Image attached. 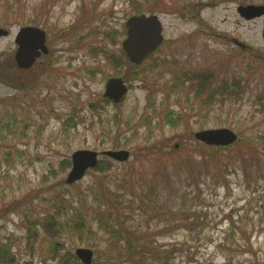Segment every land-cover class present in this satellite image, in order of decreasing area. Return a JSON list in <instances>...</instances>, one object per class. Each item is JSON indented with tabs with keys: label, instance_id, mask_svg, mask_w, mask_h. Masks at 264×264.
<instances>
[{
	"label": "rangeland",
	"instance_id": "obj_1",
	"mask_svg": "<svg viewBox=\"0 0 264 264\" xmlns=\"http://www.w3.org/2000/svg\"><path fill=\"white\" fill-rule=\"evenodd\" d=\"M248 5L264 0H0V244L16 264H84L78 248L131 264L115 257L125 233L143 250L174 249L149 264L264 262V16L242 18ZM141 14L159 17L164 41L134 64L122 44ZM27 26L47 32L50 50L29 70L15 68ZM205 73L210 91L198 95ZM113 77L129 88L117 104L104 96ZM234 79L237 98L218 88ZM222 128L248 144L208 159L214 145L195 134ZM79 150L100 153L103 169L70 185Z\"/></svg>",
	"mask_w": 264,
	"mask_h": 264
},
{
	"label": "water",
	"instance_id": "obj_2",
	"mask_svg": "<svg viewBox=\"0 0 264 264\" xmlns=\"http://www.w3.org/2000/svg\"><path fill=\"white\" fill-rule=\"evenodd\" d=\"M239 14L246 20H252L264 16V5H248L238 8ZM127 37L123 41V50L130 62L143 63L149 55L158 50L164 41L163 25L157 15H134L126 22ZM9 34V31L0 27V40ZM47 33L35 26L23 27L18 32L15 42L18 49L15 54V62L21 69H30L42 53H47ZM129 89L122 78H110L106 85L104 96L115 104L124 100ZM196 139L214 146H229L237 142L238 135L229 129L201 130L195 134ZM99 154L91 150H79L72 155V168L66 182L74 184L82 180L86 173L96 168L99 163ZM116 161L126 162L131 152L128 150H109L102 152ZM101 155V154H100ZM78 259L84 264H92L94 253L88 248L76 250Z\"/></svg>",
	"mask_w": 264,
	"mask_h": 264
},
{
	"label": "trees",
	"instance_id": "obj_3",
	"mask_svg": "<svg viewBox=\"0 0 264 264\" xmlns=\"http://www.w3.org/2000/svg\"><path fill=\"white\" fill-rule=\"evenodd\" d=\"M148 1V0H147ZM110 35L113 36V34L110 33ZM15 66V64H14ZM17 67V65L15 66V68ZM12 68V66L8 67V69L10 70ZM20 69V68H19ZM199 75V74H196ZM200 78V75H199ZM214 78L213 73H205L201 75V79H197L200 80V84H197L196 82L193 83V86L195 87L196 91L198 92V95L207 93L209 94V82L210 80H212ZM190 79V78H189ZM194 80H196L194 78ZM223 86L225 87L224 89L227 91V93H230L231 96L233 97H239L240 96V90H241V80L239 79H234V81H227L225 82V84L223 83V85L221 84L220 86L218 85V88L223 89ZM219 90V89H217ZM206 94V95H207ZM260 100H262L264 98V95H260L259 96ZM91 108H95V106H91ZM248 139L245 138L244 135L240 134L239 135V140L237 141V143L232 144V146H227V147H223V146H212L210 148H208V154L206 155V157L212 158L214 156H218L221 153H223L224 151L227 150H231L234 149L235 147L238 146H246L248 143ZM248 155V152H245L244 157L242 160H240L238 158V161L241 163L242 168L244 169V177L245 176H249V174L253 173L252 170L249 171V169L247 170V165H248V157L246 156ZM101 163L99 162L98 166L96 168H100L103 169V165H100ZM262 164L263 162L260 163V167L255 169L257 171L256 175H258V178L261 176H263L264 173V169L262 168ZM100 166V167H99ZM224 169H226V171H229V165H224ZM95 168V169H96ZM93 169V170H95ZM103 219V218H100ZM101 225H105L106 223L101 222ZM37 225V223L34 224V226ZM60 226V225H59ZM107 230H111L113 234H116L118 232H123L122 230H117V229H112L111 227H106ZM126 230V229H124ZM32 231V230H31ZM29 230V233L32 236V232ZM122 234V233H121ZM125 235L129 238L125 239V246H123V248L125 249L124 253H121L119 255H116L115 257H117L119 260H124L126 262H130L131 264H149V262H147L150 258L152 259V262H160L162 260H164L165 262H169L171 261V259L173 258V251L174 249H172V251L167 252V254L163 255L160 252H156V251H149L148 248H146L145 250H143L142 248H138L136 245H134V240L132 238V233L128 234L125 233ZM137 247V248H136ZM139 249V250H138ZM120 253V252H119ZM55 259V256L52 258ZM257 264H264V262H256ZM0 264H16V255L13 254L11 247L5 244H0ZM94 264H98L97 262H94ZM166 264V263H164Z\"/></svg>",
	"mask_w": 264,
	"mask_h": 264
},
{
	"label": "flooded vegetation",
	"instance_id": "obj_4",
	"mask_svg": "<svg viewBox=\"0 0 264 264\" xmlns=\"http://www.w3.org/2000/svg\"><path fill=\"white\" fill-rule=\"evenodd\" d=\"M46 44H47V41H46ZM48 46V45H47ZM49 48V47H48ZM49 54H50V50L47 52V53H42V55L40 56V57H38L37 58V62L39 61V60H41V59H44V58H48V56H49ZM36 64V63H35ZM31 69V68H30ZM29 70V69H28ZM107 100H109L110 102L112 101V100H110V99H108V98H106Z\"/></svg>",
	"mask_w": 264,
	"mask_h": 264
}]
</instances>
